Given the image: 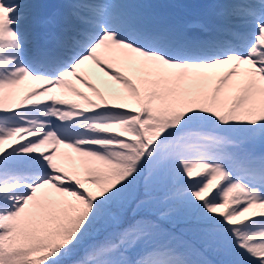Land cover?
Here are the masks:
<instances>
[{
    "label": "snow or ice",
    "instance_id": "snow-or-ice-1",
    "mask_svg": "<svg viewBox=\"0 0 264 264\" xmlns=\"http://www.w3.org/2000/svg\"><path fill=\"white\" fill-rule=\"evenodd\" d=\"M46 7L0 0V264H264V0Z\"/></svg>",
    "mask_w": 264,
    "mask_h": 264
},
{
    "label": "rangeland",
    "instance_id": "rangeland-1",
    "mask_svg": "<svg viewBox=\"0 0 264 264\" xmlns=\"http://www.w3.org/2000/svg\"><path fill=\"white\" fill-rule=\"evenodd\" d=\"M180 3H184L187 5H194L193 4V0H179ZM196 6V4H195ZM199 11V10H198ZM55 13V12H54ZM39 82H35V81H31V82H25L23 85H21V88H29V87H33V86H37ZM77 86H80L79 84H77ZM70 151V150H69Z\"/></svg>",
    "mask_w": 264,
    "mask_h": 264
},
{
    "label": "water",
    "instance_id": "water-1",
    "mask_svg": "<svg viewBox=\"0 0 264 264\" xmlns=\"http://www.w3.org/2000/svg\"><path fill=\"white\" fill-rule=\"evenodd\" d=\"M201 1H205V0H201ZM46 5H47V7H49V9L53 8V7H54V6H53V5H54V0H48V2H47ZM50 6H51V7H50ZM47 7H46V8H47Z\"/></svg>",
    "mask_w": 264,
    "mask_h": 264
},
{
    "label": "bare ground",
    "instance_id": "bare-ground-1",
    "mask_svg": "<svg viewBox=\"0 0 264 264\" xmlns=\"http://www.w3.org/2000/svg\"><path fill=\"white\" fill-rule=\"evenodd\" d=\"M38 2H40V3H41V0H38ZM61 2H62V0H59V5L61 4Z\"/></svg>",
    "mask_w": 264,
    "mask_h": 264
}]
</instances>
